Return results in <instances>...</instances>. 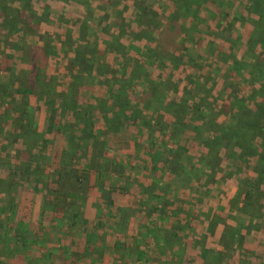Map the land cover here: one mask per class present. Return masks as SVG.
Wrapping results in <instances>:
<instances>
[{"label":"rangeland","instance_id":"rangeland-1","mask_svg":"<svg viewBox=\"0 0 264 264\" xmlns=\"http://www.w3.org/2000/svg\"><path fill=\"white\" fill-rule=\"evenodd\" d=\"M144 1V10L151 8L152 13L150 12V17L144 16V19H142L138 15L135 16L133 14V9H136L135 0H118V5L116 6L105 2V0H72L67 5L63 2L53 3L54 6H48L49 8H45L43 4L44 0H33V3L38 4V6H32L30 0H7V3H9L8 6H11L8 11L0 8V163L5 164V155H7L4 152L5 96H9L12 101L18 96L21 107H23V105L26 106L28 102H31L28 96L33 94L32 104L35 106L44 104V108H47L52 113H56L59 111V108L56 104L57 99L55 97L57 95L62 98L66 97L65 91L68 90L69 80V83L73 81L77 84L78 81L82 82L83 80L91 82L92 80L95 81L96 79L106 77L114 79V75L124 76L123 70L125 68L129 73L130 68L134 67L133 64L135 63L142 70V74H136V84L132 88L129 97L130 105L126 97L120 96L119 91H115V94L119 97L117 101L124 106V111L132 119L126 120V122L131 124L137 119L135 121L137 122L136 127L138 128L135 136L136 144L141 142L143 134L147 132L146 128H150L148 130L149 133L153 129L154 133L148 135L151 145L150 150L153 151L156 161L153 160L157 165H165L171 173L176 174V179L170 178V181L174 180L177 182L182 174L185 177L187 176L184 170L179 173L174 172L173 167L169 163L172 155L168 153V147L178 149L179 152H182L179 158V162L183 164L181 168L183 166H189L188 163L190 161L196 162L202 154L207 152V148L196 140L194 133L190 129L184 128L181 132L178 129L180 133L178 130L175 131L172 126L174 118L163 107L169 102L171 104V108L169 109L181 114V107L174 105L173 102L180 100L185 89L190 91L191 94L198 89V93H200L198 95H203L209 106L216 107L221 105L223 99L229 97L231 93L239 96H248L250 92L248 89L249 82L258 79L256 80V86L263 83L264 71L260 72L259 70L253 69V72L250 73V70L246 68L247 65H245V63H252L255 60L254 54L260 55L264 52L263 47L257 45V42L251 44L256 47L254 50L251 46H248L249 36L254 26L253 22L259 16V12L254 11V13L248 14L246 8L248 0H205L203 2L204 5L202 4L201 7L202 15L207 18L205 26L208 27V32L201 36L206 37H204L200 45L190 43V41L184 42L183 46H186L188 51L169 46V51H172L173 57L179 52H183V61L179 62V64H172L166 58L151 60L147 58V55H149L148 47L157 45L158 32L167 25V17L175 10L174 3L172 0ZM14 2H16V5ZM49 9L50 11L52 9L53 12H50ZM24 10H27V14H30V17H26L23 14ZM118 10H123V14H117ZM145 19L149 21L162 19L164 24L155 29L157 23H154L152 28L148 29V32H144L145 27L148 25ZM178 19L173 22V26L181 22H188L184 18ZM115 22L124 23V31L126 32L116 36L118 28ZM220 22L222 23L221 26L218 24ZM226 28H230L229 38L224 37L222 34L223 29ZM135 32L138 34L137 38L133 36ZM145 35L149 39L142 38ZM78 38L81 40L79 41ZM33 44L41 45V48H38L35 52L33 50L34 53L31 49ZM79 45L85 51L92 46L100 48L104 57L103 65L99 66V69L102 70V73H111L112 75L99 76L101 74H96V70L90 73L91 70L87 65H91L92 63L91 59L86 56L90 53L88 52L86 55L80 53L79 56L81 58H77L75 49H78ZM26 49L32 52V54L30 53V57L25 54ZM73 50H75L74 53L72 52ZM232 51L236 53L234 58L226 57L222 60L218 56L219 52L230 53ZM125 56L126 58H123ZM106 57L109 59V62L106 61ZM32 58H40L37 61V64L39 62L41 67L37 69L38 73L39 71L42 74L46 72L48 79L51 76L56 78L55 90H57V94L56 91L50 94H44L41 90L36 89L39 95L31 91H24L26 88H30L28 81L34 75V71L28 69L30 67L29 63H34ZM227 58L228 60L226 62L225 60ZM81 65L82 71L78 74L76 72L74 73L72 68ZM22 67L25 68L20 70L19 68ZM83 69H89V72ZM76 71H79V69L76 68ZM89 75L91 78H86ZM18 79L25 80L23 83L25 87L20 86L18 88L15 85ZM10 81L14 85L13 89L10 90L9 88L8 91L7 85ZM97 84L98 86L94 87V89H80V87L75 85L67 96L77 95L83 97L84 99L81 100L85 103L84 106H86L87 97L92 93L93 96H99V93L103 92V83L98 82ZM116 88L119 89V87ZM150 88L158 96L149 94L148 90ZM105 92L106 95H112L108 91ZM99 102L102 101L100 100ZM29 104L32 106L31 103ZM81 105L80 103L79 107ZM30 106H28L29 110H31ZM118 106V104H113L112 101L108 110L111 111ZM216 119L218 121H224L226 116L219 114L216 115ZM144 127H146L145 130ZM172 136L174 140H178L177 145L179 147L173 144ZM255 143L260 150L264 148V131L256 137ZM74 146H77L76 143L71 144V147ZM138 148L140 152L149 151V148L146 149L143 145H140ZM255 159L250 160L251 164H246L237 157H227L224 155L219 167L215 169L205 167V171H198L199 173H197L198 175L194 179L195 182L192 180L194 183H187V185L186 182L183 183V187L180 190L181 193L179 192L182 196L181 198H183L182 203H184L183 206H185V209L188 210V206H190L189 209L191 211L200 212L199 214L202 217L198 223H203L205 220V212L212 213L213 211V213L219 215L218 217L222 219L227 218L229 222L233 223L236 220L244 224L246 222L251 224L257 221L252 218H247L237 211L231 212L233 210L232 208L240 206L241 202L240 200L238 202L234 201V207L229 201L231 194H239L242 192L245 193V198L246 194L249 195L250 198L247 200L254 199L258 201L255 202L252 211L256 209L257 213L264 212V181L258 184L255 183L254 177L256 175L258 176V174H255V171L252 169V165H256L257 167L262 165L259 166V162ZM137 160L139 161V159ZM138 164L137 170L140 172L143 169H141V164ZM28 166L30 168L29 163ZM152 166H146L145 169L150 171L153 176L161 177V169L155 165L158 169L154 168L153 170L151 168ZM134 168L136 166H133ZM0 170V173L4 175L5 168L3 167ZM59 187L57 190H60ZM168 187V191L170 192L169 198L172 199L168 207H172L173 209L171 203L177 197V194H175L174 188L170 185ZM155 188L152 187L150 189L154 191ZM231 188L233 191H230ZM51 191L50 193L53 192L52 194L54 195L59 194L58 192L55 194V191ZM156 191L158 192V190ZM176 192L178 191L176 190ZM58 197L60 196L54 199L55 206L70 203L67 199ZM229 205L232 207L231 210H229ZM75 209L78 210V207L76 206ZM196 219L199 218L197 217ZM262 221H264V215L260 216V221L256 224H260ZM179 228L180 226L178 225L176 229L170 232L171 238L176 237L177 242L183 237L181 235L182 231L180 232ZM74 237L77 240H81L82 236L79 233L74 234ZM12 238L17 240L15 232L0 233V264H18V262L9 263V260L18 261L16 255L18 253V247L15 246L13 240H11ZM78 242L73 252V255L77 259L66 261L65 253H63L64 255L58 254L60 261L58 263L52 261V264H82L83 259H86V261L90 260L87 264H97L91 260L93 256H89L91 257L89 258L88 256L83 257L81 255V241ZM5 243L7 244L6 247ZM34 243L33 240L27 241V245H33ZM207 247L209 250H213V256L211 253L207 254L208 250L206 252L205 246L203 250L200 249V246L196 250L190 248L189 251L182 253L181 256L176 253L180 251V248L177 247H171L170 250H166L169 251L168 255H166V252L159 251L158 249L157 252L155 246L154 248L146 247L145 251H148L150 256L140 264H203L202 260L204 259L210 262V264H238V261L241 259V251H235L236 248H242L240 244L238 246L236 245V248L233 247V249L226 250L227 252L225 254L222 253V255L218 251L219 248L214 244L212 246L211 243ZM30 252L33 253L34 251L31 250ZM8 253L14 256L8 257L5 261V255ZM10 255L8 254V256ZM19 256L21 257V255ZM166 258L170 260L168 263L165 262ZM213 259L218 263L213 262ZM181 260L183 263L179 262Z\"/></svg>","mask_w":264,"mask_h":264},{"label":"crops","instance_id":"crops-1","mask_svg":"<svg viewBox=\"0 0 264 264\" xmlns=\"http://www.w3.org/2000/svg\"><path fill=\"white\" fill-rule=\"evenodd\" d=\"M71 1L44 0L43 4L46 8L53 7V3L63 2L67 5ZM30 2L32 6H38L33 0ZM4 3L6 6L9 4L7 0H0V8L5 6ZM14 4L16 5V2ZM50 12H53L52 9ZM33 47L37 50L41 45L33 44ZM89 49H99L100 54L92 55V58L85 54L91 59L90 70H96V74H101L99 76L112 75L102 73L99 69L100 56L104 57L101 49L93 46ZM72 52L74 53V50ZM105 59L109 62L107 57ZM29 64L28 69L35 72L34 63ZM76 68L79 71H76ZM81 68L82 66H75L72 70L78 74L82 71ZM83 70L89 72V69ZM89 77L90 75L86 78ZM116 77L123 78L120 75ZM116 77L99 78L91 82L78 81L75 85L80 89H94L98 86L96 83L102 82L104 90L99 96H93L92 93L87 97L86 106L82 101L83 97L77 96L78 106H67L68 103L66 105L64 98L60 96L57 98L59 111L56 113L44 108V104H32L33 94L28 96L31 102L27 103L32 104H29L31 110L27 104L24 109L21 107L18 96L14 101L9 96L5 98L4 152L7 155L5 164L0 163V169L5 168L4 175L0 173V233L15 232L20 226L26 229V235H16L18 261L9 260V263H58V254L63 253L66 261H73L77 259L73 255L74 248L78 241H81V255L93 256L91 260L97 264H140L150 256L145 248L154 246L157 252L163 251L166 255L169 254L166 250L171 247L180 248V251L176 252L180 256L190 248L196 250L200 246L203 250L205 246L207 254L211 253L213 256V250L207 247L211 243L219 248L220 255L240 244L242 248L234 249L241 251L238 264H264V221L256 224L264 212L257 213V210H254L255 213L252 209L244 211L245 193L230 195L229 201L232 205L234 201L239 200L241 205H233L235 208L229 205V210L232 208L231 212L237 211L247 218L257 220L254 223L244 224L239 220L235 223L229 222L227 218L218 217L214 211L205 212V220L198 223L202 217L200 212L191 211L190 206L188 210L185 209L180 194L183 183L186 182L187 185L193 181L187 180L182 174L176 182V174L171 173L165 165H157L154 153L150 150V128L144 127L147 132H143L141 142L136 144L137 119L129 124L126 120L131 117L125 111L119 117L117 126H106V117L112 116L108 109L114 96L106 95L105 91L110 92L111 87L120 86ZM24 82L25 80L18 79L15 85L19 88ZM69 82L68 87L71 84ZM12 83L10 81L7 85L8 91L9 88L13 89ZM28 85L35 90L36 82L33 78L28 81ZM36 90L32 92L37 93ZM67 92L68 90L65 91V96ZM99 99L103 102L98 103ZM80 103L82 105L79 107ZM86 120L90 121L88 126L84 124ZM65 124L71 125V129L64 127ZM109 124H114V121ZM26 135L31 138L26 139ZM35 137V141L31 140ZM71 141L77 146L71 147ZM139 144L149 148V151L140 152ZM28 163L34 171L29 170ZM138 163L143 169L140 172L137 170ZM151 165L153 170L161 169V177L153 176L145 169ZM133 166L136 168L133 169ZM36 167H39V170H36ZM170 178L174 180L170 181ZM169 185L177 194L173 204L171 203L173 209L168 207L172 200L169 198ZM58 187L60 190H57ZM152 187H156L154 191L150 189ZM51 190L59 194L54 195ZM57 196L67 199L70 203L55 206L54 199ZM247 196L248 194L246 200ZM76 206L78 210L75 209ZM197 217L199 219H196ZM178 225L183 237L177 242L176 237L171 238L170 232ZM79 233L81 240L74 237V234ZM11 240L15 244V240ZM32 240L35 243L27 245V241ZM6 245L5 243V247ZM31 250L34 252H30ZM8 254L5 255V261L14 256ZM214 260L212 261L215 262ZM89 261L83 259L82 264ZM169 261L166 258L165 262ZM179 262L183 263L182 260ZM202 263L210 264L205 259Z\"/></svg>","mask_w":264,"mask_h":264},{"label":"trees","instance_id":"trees-1","mask_svg":"<svg viewBox=\"0 0 264 264\" xmlns=\"http://www.w3.org/2000/svg\"><path fill=\"white\" fill-rule=\"evenodd\" d=\"M172 1L174 3L175 10L167 17V25L158 32L157 45L154 47H148L149 55H147V58L151 60L166 58L170 60L172 64H179V62L183 61V52H179L175 57H173V53L172 51H169L168 47H177L180 50L188 51L187 47L183 46V43L190 41V43L200 45L203 42L204 37H206L201 35H205L208 32V27L205 26L207 18L202 15L201 7L205 0ZM105 2L113 4L115 6L118 5V0H105ZM135 4L136 9H133V14L135 16L138 15V17H141L142 19H144V16H151V8L147 9L145 7L147 10H144V0H135ZM4 5L5 6L3 7V9H5V11H8L9 7H11L8 6V4L6 6L5 3ZM246 8L248 14H252L254 13V11L259 12V16L254 19L253 22L254 26L249 36L248 46H251L254 50L256 47L251 44H255L257 42V45H261L264 49V0H248ZM26 11L24 10L23 14L26 17H30V14H27ZM117 14H123V10H118ZM178 18H184L188 20L189 23L181 22L178 23V25L176 24L173 26V22L175 20H179ZM145 22L148 25L145 27L144 32H148V29L152 28L154 23H157L155 29L161 27L164 24V21L162 19H155L153 21L145 19ZM218 24L219 26H221L222 23L220 22ZM116 27L118 28L116 36L126 32L124 31V23H116ZM229 30L230 28L223 29L222 34L224 35V37L229 38ZM133 36H136L137 38L138 34L135 32L133 33ZM195 36H199L202 38ZM142 38L149 39L147 35L143 36ZM31 49L32 52L33 50L34 52L36 51L33 45L31 46ZM75 50L77 58L80 57V53L87 54L89 52L90 58H92V55L95 56L97 53L99 54V49L98 51L96 49H87L86 52L85 50L81 49V45H79L78 49ZM32 52L26 49L25 54L30 57V53L32 54ZM235 54L236 53L233 51L230 53L219 52L218 56L223 60V58L226 57L234 58ZM100 57L98 66L103 65V55H101ZM254 57L255 60L252 63H245V65H247L246 68L250 70V73L253 72V69L259 70L260 72L264 71V52H262V54L260 55L254 54ZM123 58H126V56ZM228 58L225 60L226 62ZM32 59L36 67V70L34 72L35 75L32 77L36 82L35 89L41 90V92H44V94H50L53 91H56L57 94V90H55L56 78L54 76H51L48 79L46 76V72H43L42 74L39 71L38 73L37 69L41 67L39 62L37 64V61L40 58ZM133 65L134 67L130 68L131 70L129 71V73L126 68L123 70V78H118L115 75L117 81H119L120 83L119 89L113 87L109 89L112 96H114L113 104H118L119 106L111 110V117H106L105 120L107 127L111 125L117 126L120 122L119 117L125 110V108H123L124 106H122L121 103L117 101L119 97L116 96L115 91H119L120 96L126 97V100L130 105L129 97L132 88L136 84V74H142V70L139 68V66L135 65V63ZM87 66L88 68H90L89 64ZM90 73H92V71H90ZM256 80L258 79L249 82L250 84L248 89L250 90V92L248 96H239L231 93L229 97L223 99L221 105L216 107L209 106L206 102L205 97L203 95H198L200 94L198 93V89H196L193 94L185 89L184 94L181 96L180 100L173 102L174 105L181 107V114L177 111L175 113L174 110H170L169 108H171V104L169 102L163 107V109L166 110L167 113H170L174 118L172 126L174 127L173 129L175 131L179 129L181 132V130L184 128L190 129L194 133L196 140L207 148V152L205 154H202L199 159L196 160V162L190 161L188 163L189 166H183L181 168V165L183 164L179 162V158L181 157L182 152H179L178 149L168 147V153L172 155V159L169 161V163L171 164V167H173L174 172L179 173L184 170L187 174L186 179L194 180L198 175L197 173H199L198 171L204 170L205 167L210 169L219 167L221 162L223 161L224 155H226L227 157H237L246 164H251L250 160L256 158L255 160L259 162V166H262L257 167L256 165H252V169L253 171H255V174H258V176L256 175L254 177V182L258 184L261 183V181H264V148L260 150V148H258V145L255 143L256 137H258V135L262 131H264V82L256 86ZM73 87H75V82H71V84L69 85L67 95H69V91H72ZM24 91L32 92L34 91V88L30 87L29 90L25 89ZM148 91L151 95L156 94V92L154 93L153 89L151 88ZM67 95L66 100L65 98L63 100L64 103L66 105L68 103L67 106H78L77 95ZM58 97L60 96L57 95L55 98L57 99ZM100 100L103 102L102 99ZM27 106H29V104H27ZM24 107L25 106H23L22 108L24 109ZM48 108L50 107L48 106ZM219 114L225 115L226 119L224 121H218L216 119V115ZM112 120L114 121V124H109ZM89 122V120H86L84 121V124L88 125ZM63 126L71 129V125L65 124ZM151 133H154L153 129L150 131L149 135H151ZM25 137L26 139H29V137L31 138V136L29 135H26ZM31 140L35 141L36 137L35 139L32 138ZM71 140H73V138ZM71 142L74 143V141ZM172 142L176 145V147H179L177 145L178 140H174L173 136ZM29 169H31V171H34V168ZM36 170H39V167H36ZM1 182L2 179L0 178V183ZM255 188L257 189L256 186ZM249 198L250 197L248 195L247 199ZM255 202L258 201L254 199L246 200L245 198V206L243 210L248 211L252 209ZM253 212L256 213V211ZM15 234L18 236H22L24 234L26 235L25 227H18L17 231H15ZM17 241L18 240L14 241L16 247H18Z\"/></svg>","mask_w":264,"mask_h":264}]
</instances>
